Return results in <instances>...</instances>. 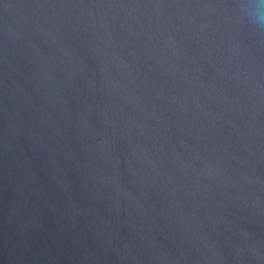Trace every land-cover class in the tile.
Listing matches in <instances>:
<instances>
[{
    "label": "water",
    "instance_id": "water-1",
    "mask_svg": "<svg viewBox=\"0 0 264 264\" xmlns=\"http://www.w3.org/2000/svg\"><path fill=\"white\" fill-rule=\"evenodd\" d=\"M0 264H264V0H0Z\"/></svg>",
    "mask_w": 264,
    "mask_h": 264
}]
</instances>
